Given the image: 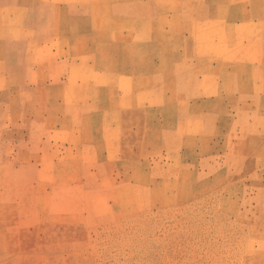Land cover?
Listing matches in <instances>:
<instances>
[{
  "label": "rangeland",
  "instance_id": "374dc122",
  "mask_svg": "<svg viewBox=\"0 0 264 264\" xmlns=\"http://www.w3.org/2000/svg\"><path fill=\"white\" fill-rule=\"evenodd\" d=\"M82 3L0 33V264H264V0Z\"/></svg>",
  "mask_w": 264,
  "mask_h": 264
},
{
  "label": "crops",
  "instance_id": "0c3cea01",
  "mask_svg": "<svg viewBox=\"0 0 264 264\" xmlns=\"http://www.w3.org/2000/svg\"><path fill=\"white\" fill-rule=\"evenodd\" d=\"M83 0L65 2V0H0V29H4L7 38L6 49L11 51H20V42L15 39V35L19 30L22 31L23 48L30 44L25 41L24 37L28 38L31 35H37L40 39L41 36L58 35L60 30L63 29L62 20L66 18V14L70 15V22L73 21V14H80L77 18L81 22L77 27H73L71 23H64V28L87 29L92 27L88 23V19H92V9L90 4L82 3ZM64 2V3H63ZM65 14V17H63ZM74 21H78L75 20ZM84 25V26H83ZM40 42V41H39Z\"/></svg>",
  "mask_w": 264,
  "mask_h": 264
}]
</instances>
